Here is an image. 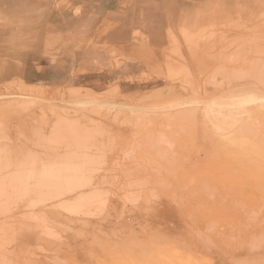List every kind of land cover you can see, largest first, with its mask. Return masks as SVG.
<instances>
[{
    "label": "rangeland",
    "instance_id": "obj_1",
    "mask_svg": "<svg viewBox=\"0 0 264 264\" xmlns=\"http://www.w3.org/2000/svg\"><path fill=\"white\" fill-rule=\"evenodd\" d=\"M27 56L68 82H25ZM85 58L102 91L72 82ZM256 71L264 0H0V264H264ZM96 194L107 225L82 216Z\"/></svg>",
    "mask_w": 264,
    "mask_h": 264
},
{
    "label": "crops",
    "instance_id": "obj_2",
    "mask_svg": "<svg viewBox=\"0 0 264 264\" xmlns=\"http://www.w3.org/2000/svg\"><path fill=\"white\" fill-rule=\"evenodd\" d=\"M93 13L84 14L77 18L81 21V27L83 30H87L92 25L99 23V16L94 15L103 12L102 6L93 7ZM23 61L21 76L25 82L29 84H64L68 82L69 68H61L58 65L53 64L47 59H37L25 57L21 59ZM24 65V66H23ZM84 72L72 79V82L78 81V86L91 89L92 91H102L104 87H108L112 82L115 75L113 73L105 72V68L101 64H97L95 60L91 63V58H85V63L82 64ZM65 69V70H64ZM98 77V78H97ZM63 82V83H62Z\"/></svg>",
    "mask_w": 264,
    "mask_h": 264
},
{
    "label": "bare ground",
    "instance_id": "obj_3",
    "mask_svg": "<svg viewBox=\"0 0 264 264\" xmlns=\"http://www.w3.org/2000/svg\"><path fill=\"white\" fill-rule=\"evenodd\" d=\"M244 1V0H243ZM115 2V1H114ZM224 2H225V0H224ZM239 2V1H238ZM241 2V1H240ZM234 3V2H233ZM232 3V4H233ZM235 5V4H234ZM246 5V4H245ZM253 5H255V3L253 4ZM224 6H226V5H224ZM247 6V5H246ZM249 6V5H248ZM232 8V7H231ZM115 9V8H114ZM227 9V8H226ZM229 10V9H228ZM227 10V11H228ZM250 10V9H249ZM115 13V12H114ZM210 13H211V11H210ZM112 15V14H111ZM213 16H215V15H213ZM102 21V20H101ZM151 21H154V20H151ZM205 22V21H204ZM194 27H195V25H194ZM104 32V31H103ZM260 36H262L261 34H259ZM256 36V35H255ZM260 36H258V37H260ZM241 40V39H240ZM92 41V40H91ZM206 43H208V42H206ZM205 43V44H206ZM204 44V45H205ZM162 45V44H161ZM209 45V44H208ZM207 45V46H208ZM95 48L96 47H98V46H94ZM201 47V49H202V47H203V45H201L200 46ZM208 48H210V47H208ZM98 49H100L99 47H98ZM102 49V48H101ZM183 49V48H182ZM181 48H180V50H181V52L179 53V55H181V53H183ZM204 49H206L205 47H204ZM56 50V49H55ZM171 50H173V49H171ZM179 50V49H178ZM186 51H187V49H185ZM188 50H190V51H192V49H188ZM190 51H187V52H190ZM193 51H195V50H193ZM193 51L192 52H190V53H193ZM89 52V51H88ZM175 52V51H174ZM205 52V51H204ZM170 53H171V51H170ZM196 53V52H195ZM195 53H193V56L195 55ZM169 54V53H168ZM183 54H185V53H183ZM197 54H198V50H197ZM199 54H200V52H199ZM202 54V53H201ZM185 55H187V54H185ZM190 55V54H189ZM192 55V54H191ZM145 56V55H144ZM176 56V55H175ZM188 56V55H187ZM142 57V56H141ZM168 57V56H167ZM174 57V56H173ZM143 58H145V57H143ZM142 59V58H141ZM146 59V58H145ZM171 59H173V58H171ZM146 61V60H145ZM199 63V62H198ZM193 66H195V64H193V63H191ZM190 64V65H191ZM56 65V64H55ZM24 66V65H23ZM18 67H21L20 65L18 66ZM191 68H192V66H190ZM197 67V66H196ZM196 67L194 68V69H196ZM190 70V69H189ZM193 70V69H192ZM258 74V75H257ZM254 75H255V77H254ZM260 75V76H259ZM262 76L264 77V74H259L257 71L256 72H253L252 73V75L251 76H249V78H250V80L251 79H258V78H262ZM98 78V77H97ZM187 78V77H186ZM186 78H184L185 80H186ZM248 78V77H247ZM234 79V78H233ZM231 80V79H230ZM245 80H246V78H245ZM187 81V80H186ZM65 83V82H64ZM179 83V82H178ZM181 84V83H180ZM231 84V83H230ZM150 85V84H149ZM152 85V84H151ZM164 85V84H163ZM183 85H184V83H183ZM178 86V85H177ZM180 86V85H179ZM181 87V86H180ZM174 88V87H173ZM176 88V87H175ZM174 90V89H173ZM169 91V90H168ZM175 91V90H174ZM156 93V92H155ZM80 110V109H79ZM55 111V110H54ZM57 111V110H56ZM85 111V110H84ZM57 112H55V114H56ZM74 113V112H73ZM79 113V112H78ZM85 113H86V111H85ZM53 114V113H52ZM54 114V115H55ZM65 114H68V113H65ZM75 115V114H74ZM80 115V114H79ZM83 115V114H82ZM85 115H87V114H85ZM57 117H55V118H58V115H56ZM81 116V115H80ZM52 117V116H51ZM84 117V116H83ZM77 118H78V116H77ZM79 118H82V117H79ZM86 118V117H85ZM122 131V130H121ZM122 133V132H121ZM121 135V134H120ZM153 135H155V133H153ZM117 136H119V135H117ZM116 138V137H115ZM128 139V138H127ZM141 144V143H140ZM112 145V144H111ZM131 145V144H130ZM65 146H67V145H62V147H57V148H54L55 149V151H56V149H61V148H63V147H65ZM69 146V145H68ZM67 146V147H68ZM26 147V151L28 150L27 149V145L26 146H22V148H21V152L23 153L24 151H25V149L22 151V149L23 148H25ZM70 147H72V149H74L75 147L74 146H70ZM70 147H68L69 149H64V150H69L70 151ZM74 147V148H73ZM105 147V146H104ZM116 147V146H115ZM119 147V146H118ZM125 147V146H124ZM130 147V146H129ZM108 148V147H107ZM50 149V148H49ZM53 148H52V150H54ZM71 149V150H72ZM117 149H119V148H117ZM45 151L47 150V148L46 149H44ZM43 150V151H44ZM114 150V149H113ZM160 150V149H159ZM26 151H25V155H26ZM58 151H60V150H58ZM65 151V154H67V152ZM73 151V150H72ZM76 151V152H75ZM111 151V150H110ZM118 151V150H117ZM161 151V150H160ZM15 152V151H14ZM20 152V153H21ZM29 152V151H28ZM38 152H41V153H43L42 152V150L41 151H38ZM37 152V153H38ZM52 152V151H51ZM78 152V148L76 147V149H74V152H73V157L75 158V153H77ZM79 152H81L80 151V149H79ZM78 152V153H79ZM16 153H17V151H16ZM16 153H14V155L16 154ZM22 153H21V155H22ZM30 153H31V151H30ZM29 153V154H30ZM36 152H35V154H36V156H38V154H37ZM40 153V154H41ZM63 153H64V151H63ZM62 153V154H63ZM77 153V154H78ZM83 154H84V156L81 154V153H79L80 155H82L81 157L83 158L84 157V159H85V152H82ZM18 154V153H17ZM24 154V153H23ZM28 154V153H27ZM33 154V152L31 153V155ZM65 154H63V155H61V156H63V158H66V157H68L69 156V153H68V156H66L65 157ZM114 154V153H113ZM117 154H118V152H117ZM167 154V153H166ZM11 156H12V154H10ZM25 155H23L24 157H25ZM30 155V156H31ZM29 156V155H28ZM35 156V155H34ZM33 156V157H34ZM41 156H42V154H41ZM53 156V155H52ZM52 156H50L51 158L50 159H52ZM58 156L59 157H56L57 159H59V161H60V154H58ZM10 157V156H9ZM55 157V156H54ZM69 157H71V156H69ZM76 159H78V157L80 158V156L78 155H76ZM14 158V157H13ZM37 158V157H36ZM36 158H34V159H36ZM82 158H80V160H83ZM87 158H88V156H87ZM15 159H17L16 158V156H15ZM22 160H23V158H21ZM28 159H30V157L28 158ZM39 159H42V157L41 158H39ZM46 159V158H45ZM57 159H55V158H53L52 160L54 161V160H57ZM263 159V158H262ZM10 161H11V157H10V159H9ZM27 160V159H26ZM33 160V159H32ZM61 160H64V159H61ZM79 160V159H78ZM77 160V161H78ZM13 161H14V159H13ZM16 161V160H15ZM17 161H19V160H17ZM17 161H16V164H18L17 163ZM37 162H38V160H36ZM44 161H47V160H44ZM49 161H51V160H49ZM12 162V161H11ZM28 162V161H27ZM30 162V161H29ZM40 162H41V160H40ZM14 163V162H13ZM12 163V164H13ZM22 163V162H21ZM26 163V162H25ZM11 164V163H10ZM151 165H153V164H151ZM169 165V164H168ZM139 171V170H138ZM137 172V171H136ZM162 172V171H161ZM134 175V174H133ZM142 176V175H141ZM133 177H135V176H133ZM142 177H144V176H142ZM145 179H147V180H151L152 178L153 179H157V180H159V181H161L162 180V178H160V177H158V176H146V177H144ZM89 194V193H88ZM87 194V195H88ZM86 195V194H85ZM83 198H85V197H83ZM107 198L105 199L104 197H102V196H100V195H98V194H96V195H94L91 199H90V197H89V199H87V200H85V206H84V210H83V215L82 216H85L88 220H89V223H91L92 221L93 222H95L94 220H96V222H97V225L98 226H103V225H107V218L108 217H104V218H100L101 216H100V213L98 214L99 216H97V213L100 211V212H102V211H106V205H107ZM84 202V201H83ZM82 202V203H83ZM109 207V206H108ZM137 208V207H136ZM139 208V207H138ZM102 210V211H101ZM140 211V210H139ZM138 212V211H137ZM134 213H136V211L134 212ZM143 213V210H141L140 211V213H139V215H141ZM136 215V214H135ZM98 218H97V217ZM105 216V215H104ZM136 216H138V215H136ZM136 218V217H135ZM137 219V218H136ZM138 220V219H137ZM141 220H142V218H141ZM93 224V223H92ZM109 225V224H108ZM70 227V226H69ZM109 227H113V225H110ZM36 235V234H35ZM197 235H198V237H199V234L197 233ZM25 236H27V235H25ZM31 240V239H30ZM30 242V241H29ZM242 246H246L245 244H242Z\"/></svg>",
    "mask_w": 264,
    "mask_h": 264
}]
</instances>
